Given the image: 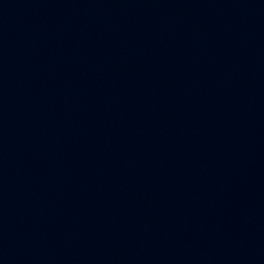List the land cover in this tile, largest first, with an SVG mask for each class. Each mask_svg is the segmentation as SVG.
I'll use <instances>...</instances> for the list:
<instances>
[{"label": "water", "instance_id": "95a60500", "mask_svg": "<svg viewBox=\"0 0 264 264\" xmlns=\"http://www.w3.org/2000/svg\"><path fill=\"white\" fill-rule=\"evenodd\" d=\"M0 264H264V0H0Z\"/></svg>", "mask_w": 264, "mask_h": 264}]
</instances>
